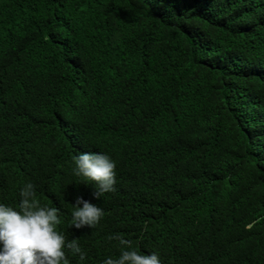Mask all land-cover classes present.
<instances>
[{"label":"trees","instance_id":"1","mask_svg":"<svg viewBox=\"0 0 264 264\" xmlns=\"http://www.w3.org/2000/svg\"><path fill=\"white\" fill-rule=\"evenodd\" d=\"M8 245L264 264V0H0Z\"/></svg>","mask_w":264,"mask_h":264},{"label":"clouds","instance_id":"2","mask_svg":"<svg viewBox=\"0 0 264 264\" xmlns=\"http://www.w3.org/2000/svg\"><path fill=\"white\" fill-rule=\"evenodd\" d=\"M5 251H7L9 255H4ZM59 251L61 250L57 252ZM65 256V251H62L59 257L56 254L53 256L49 255L46 258H40L38 261L32 262L28 257V252H20V250L17 249V245H8L0 248V264H85L83 261L78 262L81 258L73 260L70 258L66 259Z\"/></svg>","mask_w":264,"mask_h":264}]
</instances>
